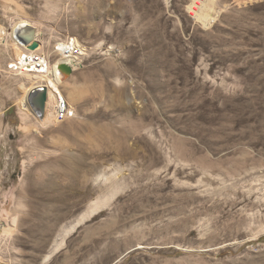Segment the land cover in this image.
Returning <instances> with one entry per match:
<instances>
[{
	"label": "rangeland",
	"instance_id": "obj_1",
	"mask_svg": "<svg viewBox=\"0 0 264 264\" xmlns=\"http://www.w3.org/2000/svg\"><path fill=\"white\" fill-rule=\"evenodd\" d=\"M23 21L83 45L75 117L8 69ZM0 264H264V0H0Z\"/></svg>",
	"mask_w": 264,
	"mask_h": 264
},
{
	"label": "bare ground",
	"instance_id": "obj_2",
	"mask_svg": "<svg viewBox=\"0 0 264 264\" xmlns=\"http://www.w3.org/2000/svg\"><path fill=\"white\" fill-rule=\"evenodd\" d=\"M34 30L35 29L32 27V25L29 22L23 21V22H20L18 25H16L15 28H13L11 34H12V37L15 38L16 43L18 45H21V47L25 51L26 50L25 48L30 49L35 45V32H34ZM30 36L33 37V41L30 44H26L24 40H26ZM64 46H65V44H59V46H58L60 48L59 50L63 51ZM22 55H20V57L18 59H20L22 57ZM61 65H68L72 68V70H75L77 65H78V61L77 62L72 61L69 58L63 57V59H61L58 63L55 64L56 67H55L54 71L52 72V76H49V75H39L38 76L39 78L40 77L43 78V80L45 82V85L43 87L47 88V93H48L47 104L49 101H54V100H56V104H63V99L66 100L68 103H70L64 94L62 96V93H63L62 85L65 83L64 80L67 79L66 76H68V75L64 74L61 71V69L59 68ZM58 69L60 72L58 71ZM39 87H42V85ZM29 97H30V95H29ZM29 97H28V103H29L31 109L34 111L33 107L31 106ZM25 105L27 106V108H29V106L27 104H25ZM69 106L72 110V107L70 104H69ZM55 108H56V106H55ZM46 111H47V106H46ZM55 118H56V110H55ZM105 202L106 201H103L101 204H104ZM98 211H99V203L98 202L93 203L91 210H89L87 213H84L83 215H81L72 225H70L59 236V239H58L54 249H52L53 251L48 255L47 259L49 260L54 254H56L61 248H63V246L65 245L67 237L70 234H72L84 222H86L90 217L95 215Z\"/></svg>",
	"mask_w": 264,
	"mask_h": 264
},
{
	"label": "built area",
	"instance_id": "obj_3",
	"mask_svg": "<svg viewBox=\"0 0 264 264\" xmlns=\"http://www.w3.org/2000/svg\"><path fill=\"white\" fill-rule=\"evenodd\" d=\"M58 46L55 47L54 53L59 54L61 58L66 57L72 61L80 62L81 58L84 56L85 49L83 45L76 43L75 39H70L65 42L63 51H60ZM55 67L56 66L52 63L50 56L45 52H33L31 50H25L20 59L9 64L8 69L12 72L23 74L52 76V72L54 71ZM55 110L56 119L59 122H63L75 117V112L71 110L69 103L64 99L63 104H56Z\"/></svg>",
	"mask_w": 264,
	"mask_h": 264
},
{
	"label": "water",
	"instance_id": "obj_4",
	"mask_svg": "<svg viewBox=\"0 0 264 264\" xmlns=\"http://www.w3.org/2000/svg\"><path fill=\"white\" fill-rule=\"evenodd\" d=\"M33 36V35H32ZM30 36L29 38H27L25 41L26 44H30L33 41V37ZM38 44V43H37ZM34 45L32 48H30L31 50H35L37 49L38 45ZM61 69V71L70 76L73 74V70L70 66L68 65H61L59 67ZM31 106L33 107L36 115L41 119L43 118L45 112H46V106H47V101H48V93H47V88L45 87H41V88H37L34 89L29 97ZM97 215V214H96Z\"/></svg>",
	"mask_w": 264,
	"mask_h": 264
}]
</instances>
